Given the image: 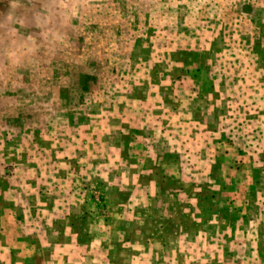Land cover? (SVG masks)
Returning a JSON list of instances; mask_svg holds the SVG:
<instances>
[{
    "label": "rangeland",
    "instance_id": "rangeland-1",
    "mask_svg": "<svg viewBox=\"0 0 264 264\" xmlns=\"http://www.w3.org/2000/svg\"><path fill=\"white\" fill-rule=\"evenodd\" d=\"M6 182L0 264H264V0H0Z\"/></svg>",
    "mask_w": 264,
    "mask_h": 264
},
{
    "label": "crops",
    "instance_id": "crops-1",
    "mask_svg": "<svg viewBox=\"0 0 264 264\" xmlns=\"http://www.w3.org/2000/svg\"><path fill=\"white\" fill-rule=\"evenodd\" d=\"M2 180V179H1ZM4 184V183H3ZM7 186V187H6ZM6 187V188H5ZM4 189L5 188V190H4V192H2V194L0 195V201H1V205H2V207H5L4 208V210H2L3 211V215H4V211H7L8 212V214H9V216L8 217H10L13 221H18V218H19V215H18V217L17 216H15L16 214H15V210H14V205L15 204H13L12 203V198L14 197V189L6 182V185L4 184V187H0V190L1 189ZM11 195V196H10ZM5 196H7V200H6V202H5V204H4V199H5ZM9 205L11 206V207H9ZM16 206H17V204H16ZM1 216V215H0ZM20 220V219H19ZM20 223V222H19ZM15 228H16V230L20 233V227L17 225V226H15ZM21 234V233H20ZM22 244H24V243H22Z\"/></svg>",
    "mask_w": 264,
    "mask_h": 264
},
{
    "label": "trees",
    "instance_id": "trees-1",
    "mask_svg": "<svg viewBox=\"0 0 264 264\" xmlns=\"http://www.w3.org/2000/svg\"><path fill=\"white\" fill-rule=\"evenodd\" d=\"M194 70H195V68H194Z\"/></svg>",
    "mask_w": 264,
    "mask_h": 264
}]
</instances>
